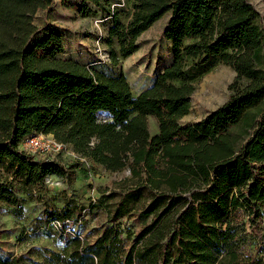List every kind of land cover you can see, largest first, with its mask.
I'll list each match as a JSON object with an SVG mask.
<instances>
[{
	"label": "trees",
	"instance_id": "16d2710c",
	"mask_svg": "<svg viewBox=\"0 0 264 264\" xmlns=\"http://www.w3.org/2000/svg\"><path fill=\"white\" fill-rule=\"evenodd\" d=\"M54 3L0 0V202L20 204L15 183L26 189L44 186L50 175H73L20 148L28 135H52L108 171L129 168L139 184L118 210L131 197L139 201L144 189L151 192L137 232L108 224L94 243L59 235L73 246L69 264H264V28L257 6L250 0H134L124 23L118 10L125 6L112 10L110 3L105 21L114 65L171 13L164 36L173 61L135 96L125 74L107 75L64 57L62 33L39 35L36 14ZM220 64L236 72L229 99L183 125L196 83ZM153 177L169 187H192L159 193L147 183ZM0 264L29 263L20 254L0 255Z\"/></svg>",
	"mask_w": 264,
	"mask_h": 264
},
{
	"label": "rangeland",
	"instance_id": "374dc122",
	"mask_svg": "<svg viewBox=\"0 0 264 264\" xmlns=\"http://www.w3.org/2000/svg\"><path fill=\"white\" fill-rule=\"evenodd\" d=\"M250 1L261 12L260 23L264 28V0ZM64 2L84 5L90 12L84 16L78 9L66 7ZM119 2L124 3L125 7H119L118 16L121 21L128 23L132 17L134 0H55L50 9L37 12L35 23L41 28L40 36L52 30L62 33L66 49L64 57L74 58L107 75L125 74L133 94L137 96L150 87L173 61L172 43L164 36L171 13H166L138 38V50L134 54L114 65L108 45L111 23L105 19L110 3L115 6ZM111 9L113 10L112 6ZM100 19H104L103 22ZM114 42L118 48L116 40ZM235 78L234 69L224 64L201 77L192 95L190 113L180 123L187 125L199 121L226 103L232 93L230 85ZM149 123L151 133L156 134V119L150 117ZM45 136L49 140L53 138L51 135ZM20 148L24 149L22 143ZM32 154L41 160L59 162L69 173L74 172L68 178L50 175L44 186L23 189V186L15 183L20 204L13 206L0 202L2 257L21 254L29 264H69L67 259L73 246L48 227L47 217L52 213H79L86 209L83 224L78 230L84 233V238L90 243L96 241L108 224H118L125 231L137 232L146 222L145 217L140 216V211L150 199L149 189H144L139 201L131 197L118 210V204L126 192L139 184V180L132 177L129 168L108 171L102 165L81 157L69 145L47 154ZM147 177L145 175L144 179ZM147 183L159 193L188 192L192 187L179 184L169 187L156 177L149 179ZM133 243V239L126 241L125 249H129Z\"/></svg>",
	"mask_w": 264,
	"mask_h": 264
},
{
	"label": "built area",
	"instance_id": "2783aa9c",
	"mask_svg": "<svg viewBox=\"0 0 264 264\" xmlns=\"http://www.w3.org/2000/svg\"><path fill=\"white\" fill-rule=\"evenodd\" d=\"M117 6H124V3L119 2L115 6L112 5V8L114 9ZM103 20L104 19H100V22H103ZM22 145L24 150L31 154H47L53 150H62L66 146L63 143L58 142L54 137L50 140L47 139V137L43 133L28 135L23 139ZM85 211L86 209L82 211L81 215L79 214L65 219L53 218L49 220L48 227L55 231L58 235L79 236L81 239H84V233L79 231L78 227L83 224V220L86 214Z\"/></svg>",
	"mask_w": 264,
	"mask_h": 264
}]
</instances>
